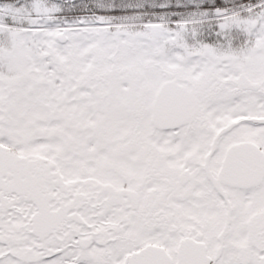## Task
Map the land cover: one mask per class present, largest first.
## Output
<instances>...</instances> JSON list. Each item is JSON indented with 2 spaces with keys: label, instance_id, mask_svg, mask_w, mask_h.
Instances as JSON below:
<instances>
[{
  "label": "snow or ice",
  "instance_id": "snow-or-ice-1",
  "mask_svg": "<svg viewBox=\"0 0 264 264\" xmlns=\"http://www.w3.org/2000/svg\"><path fill=\"white\" fill-rule=\"evenodd\" d=\"M0 264H264V0H0Z\"/></svg>",
  "mask_w": 264,
  "mask_h": 264
}]
</instances>
